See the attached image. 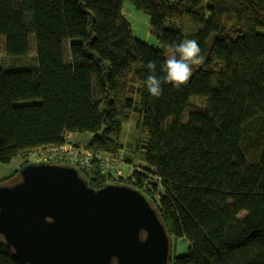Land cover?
Masks as SVG:
<instances>
[{
	"label": "trees",
	"instance_id": "obj_1",
	"mask_svg": "<svg viewBox=\"0 0 264 264\" xmlns=\"http://www.w3.org/2000/svg\"><path fill=\"white\" fill-rule=\"evenodd\" d=\"M127 3L150 16L156 45L133 34ZM184 17L195 35L176 25ZM1 38L13 64L0 65V163L90 133L73 145L121 160L130 151V166L140 154L128 177L102 174L97 159L80 173L94 188L115 180L147 193L172 242L189 244L171 264H264V0H0ZM189 38L203 63L153 98L147 63L164 75L166 48ZM206 73L227 82L205 85L201 107L190 99ZM0 264H21L1 235Z\"/></svg>",
	"mask_w": 264,
	"mask_h": 264
},
{
	"label": "water",
	"instance_id": "obj_2",
	"mask_svg": "<svg viewBox=\"0 0 264 264\" xmlns=\"http://www.w3.org/2000/svg\"><path fill=\"white\" fill-rule=\"evenodd\" d=\"M0 235L21 264H171L172 238L140 188L91 187L77 167L28 161L0 185Z\"/></svg>",
	"mask_w": 264,
	"mask_h": 264
},
{
	"label": "rangeland",
	"instance_id": "obj_3",
	"mask_svg": "<svg viewBox=\"0 0 264 264\" xmlns=\"http://www.w3.org/2000/svg\"><path fill=\"white\" fill-rule=\"evenodd\" d=\"M125 13L126 16L128 17L131 25H132V31L133 34L139 38L140 40L144 41L145 43H147L150 46H154L157 44L158 40L157 37L155 35H153L151 33L150 30V16L146 13H144L141 10H138L135 7H129L126 6L125 9ZM176 25L182 30L184 36H193L196 34L198 28L197 26L191 21L190 18L184 17L181 20H179ZM35 55V45L32 42L31 45V49H30V54L27 58L24 59L23 62H27V60H31L33 58V56ZM13 64V61L10 60L5 53V41L4 38H1V43H0V65L2 68H8L11 67ZM227 82V78L224 79L222 77H220L219 75H217L215 73V75H211V74H205L202 76V78H200L199 80V85L198 88L199 90H197V92L194 93V95L191 97L190 101L192 104L197 105V106H201V107H205L206 103H207V98L203 97L202 94H200V91L202 90V88L205 87V85L207 84H211L214 86H219V85H224ZM5 83H4V88H5ZM1 107V106H0ZM187 114V113H186ZM0 116H1V112H0ZM131 119V120H130ZM126 125L124 126V132H123V142L125 144L126 147V152L128 153V149L129 148H133L135 145H129L130 142L134 141V136L137 134V131L135 129V117L134 115L131 116ZM80 136V137H77ZM91 137L90 133H85L83 134H73L69 136V138L72 140V138H75V140H79L80 144H85L88 143L89 139ZM126 143H128L126 145ZM129 157L131 158L132 156H134L133 154H130V151L128 153ZM128 155L124 157L123 159V155H122V159L121 162H119L117 164V170H119V176H123V177H128L132 174V171L134 168L137 167L136 164L139 163H143L140 162V154L138 156V154L136 155L137 157L134 158V165L130 166L126 163L125 159L128 157ZM24 160L27 159H23L22 157H15L13 158L9 163H0V184L5 181L10 179V177L15 173V171L19 170V168L21 167L22 163L24 162ZM17 174V173H16ZM14 174V176L16 175ZM13 176V177H14ZM17 177V176H15ZM14 177V178H15ZM12 178V177H11ZM16 180V178H15ZM11 182H14L13 178L11 180H8ZM188 246L189 244L187 243V241H183L182 239H175L172 242V257H177V256H181L187 253L188 251Z\"/></svg>",
	"mask_w": 264,
	"mask_h": 264
},
{
	"label": "clouds",
	"instance_id": "obj_4",
	"mask_svg": "<svg viewBox=\"0 0 264 264\" xmlns=\"http://www.w3.org/2000/svg\"><path fill=\"white\" fill-rule=\"evenodd\" d=\"M203 63L201 49L195 39H184L176 45H169L166 48V59L161 66L162 76L156 74V63L149 61L146 65L150 73L144 85L149 94L159 99L163 93V85L171 84L173 88L179 90L189 82L194 66Z\"/></svg>",
	"mask_w": 264,
	"mask_h": 264
},
{
	"label": "built area",
	"instance_id": "obj_5",
	"mask_svg": "<svg viewBox=\"0 0 264 264\" xmlns=\"http://www.w3.org/2000/svg\"><path fill=\"white\" fill-rule=\"evenodd\" d=\"M28 161H64L70 164H76L82 168H90L95 159L98 160L97 164L100 166L101 172L104 175L113 174L119 176V170H117V164L121 162L120 157H104L98 156L91 151L77 148L73 145L71 139L58 147L38 148L31 153Z\"/></svg>",
	"mask_w": 264,
	"mask_h": 264
},
{
	"label": "bare ground",
	"instance_id": "obj_6",
	"mask_svg": "<svg viewBox=\"0 0 264 264\" xmlns=\"http://www.w3.org/2000/svg\"><path fill=\"white\" fill-rule=\"evenodd\" d=\"M126 6H129L130 7V4L129 3H127L126 4ZM69 134H67L65 137H66V141H65V143L68 141V139H69ZM64 143V144H65ZM64 144H62V145H64ZM61 146V145H60ZM52 147V146H51ZM40 148H47V147H40ZM38 149V148H37ZM36 150V149H35ZM34 151V150H33ZM33 151H31L30 152V154H29V156H31V153L33 152ZM34 161V160H33ZM40 161H48V160H40ZM50 163H56V164H60L61 163V161H49ZM60 162V163H59ZM71 166H75V167H77L78 169H79V171H80V169H89V168H82V167H80V166H78V165H76V164H70ZM93 166V164L91 165V167ZM99 168H100V166H99ZM101 170V169H100ZM102 173V172H101ZM81 174V173H80Z\"/></svg>",
	"mask_w": 264,
	"mask_h": 264
}]
</instances>
